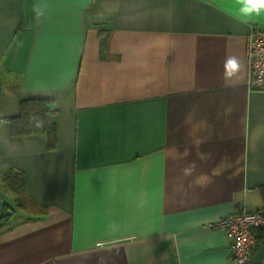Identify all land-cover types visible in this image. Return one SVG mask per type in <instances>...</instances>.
Segmentation results:
<instances>
[{
    "label": "crops",
    "instance_id": "crops-1",
    "mask_svg": "<svg viewBox=\"0 0 264 264\" xmlns=\"http://www.w3.org/2000/svg\"><path fill=\"white\" fill-rule=\"evenodd\" d=\"M249 7L0 0V264H235L206 225L264 207V91L247 84L264 6ZM31 97L55 100V146L12 134Z\"/></svg>",
    "mask_w": 264,
    "mask_h": 264
},
{
    "label": "built area",
    "instance_id": "built-area-1",
    "mask_svg": "<svg viewBox=\"0 0 264 264\" xmlns=\"http://www.w3.org/2000/svg\"><path fill=\"white\" fill-rule=\"evenodd\" d=\"M247 61L249 88L264 91V30L252 28L247 45ZM206 226L221 229L225 233L230 246V256L235 264H249L258 243V231L264 230V207H241Z\"/></svg>",
    "mask_w": 264,
    "mask_h": 264
},
{
    "label": "trees",
    "instance_id": "trees-1",
    "mask_svg": "<svg viewBox=\"0 0 264 264\" xmlns=\"http://www.w3.org/2000/svg\"><path fill=\"white\" fill-rule=\"evenodd\" d=\"M103 39L102 43L105 44ZM54 98L50 97H31L24 99L21 104V113L18 117L11 119L12 134H29L33 132L44 131L49 136V146L56 145V123L54 114L57 108L54 104ZM30 118L33 120L30 122ZM35 120H43V127L35 126ZM5 187L16 193L19 204L27 202L26 196L23 195L25 187V176L23 172L11 170L3 177ZM10 218L4 215L0 218V230L8 225Z\"/></svg>",
    "mask_w": 264,
    "mask_h": 264
},
{
    "label": "clouds",
    "instance_id": "clouds-1",
    "mask_svg": "<svg viewBox=\"0 0 264 264\" xmlns=\"http://www.w3.org/2000/svg\"><path fill=\"white\" fill-rule=\"evenodd\" d=\"M246 3L253 6V7H249V8L245 9V11L247 12L248 15H251L252 11H257V12L259 11V8L255 7L256 5L264 6V0H258V2L255 3V4L250 3V0H246ZM34 11L36 12L37 18H40V17H42L44 15V10L39 6V3H37L34 6ZM233 63H235V61H233ZM32 120H33V118H30V122ZM43 124H44L43 120H35V126L36 127L41 128V127H43Z\"/></svg>",
    "mask_w": 264,
    "mask_h": 264
},
{
    "label": "snow or ice",
    "instance_id": "snow-or-ice-1",
    "mask_svg": "<svg viewBox=\"0 0 264 264\" xmlns=\"http://www.w3.org/2000/svg\"><path fill=\"white\" fill-rule=\"evenodd\" d=\"M257 2H258V0H250V3H253V4H255Z\"/></svg>",
    "mask_w": 264,
    "mask_h": 264
}]
</instances>
